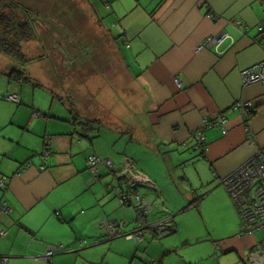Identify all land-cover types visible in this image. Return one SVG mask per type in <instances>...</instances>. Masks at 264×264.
Masks as SVG:
<instances>
[{
	"label": "crops",
	"instance_id": "obj_1",
	"mask_svg": "<svg viewBox=\"0 0 264 264\" xmlns=\"http://www.w3.org/2000/svg\"><path fill=\"white\" fill-rule=\"evenodd\" d=\"M81 1L77 0L78 3ZM88 3L93 8V19L85 10V18L80 20L87 21L90 36L99 39V42L95 40L96 50L107 60L110 55L117 56L118 66L113 63L115 70L123 61L128 64L124 72L112 74L113 78L116 77L112 85L122 95L118 98L129 94L133 106L137 109L143 107L134 129L141 141L160 140L170 150L191 149L192 134L200 127L202 118L223 113L227 118V131L225 134L218 128L205 131L209 147L205 159L189 160L182 153L186 160H169L171 165L195 164L198 174L204 170L203 174L209 175L208 180L199 177V182L215 181L218 184H221V178L264 147L263 87L258 83L244 86L240 78L242 69L264 59V38L258 30V26L264 25V0H207L205 3L202 0H88ZM235 20L241 21L246 28L236 27ZM49 21L59 25L49 37L53 40L52 51L60 56L59 61L54 60L55 69L75 68L76 62L65 41L59 42L56 38L58 31L62 33L61 38L75 37L71 34L74 31L76 36H81L80 25L57 17H50ZM102 27L105 35L101 32ZM221 33L226 34L222 43L199 51L196 49L206 36ZM104 36L108 38V49ZM80 42L88 44L87 40ZM76 44L79 45V41ZM121 53H127L130 60ZM7 64L10 65L8 57L0 54V65L6 67ZM102 64L98 61L99 67ZM175 79L180 81V87L175 84ZM51 82L58 87L63 85L64 93L71 91V95H65L67 102L58 98L65 110L58 108L60 111L54 115L53 112L39 115L31 111L24 116L23 110L19 113L17 107L22 102L20 94L14 109L0 111V177H6L5 185L0 189V201H5L9 208V214L0 218V225L6 231L0 240H8L16 253L21 254L16 264H23V260L31 257L51 264L50 257L59 251L45 261L50 248L63 244L78 250L83 244H89L82 239L90 240L89 236L101 238L103 233L107 235L106 230L99 227L100 222L121 223L125 233L135 228L134 209L120 203L114 195L115 191L118 196L120 190L125 189L124 181L111 187L110 181L106 180L98 186L107 167L99 166L98 177L92 176L86 168V159L92 154L103 160L110 158L87 146L90 137L81 134V125L77 127L75 119L79 117L75 115L74 119L73 114L70 115V105L73 107L74 101L84 98L78 90L83 84L76 76ZM8 94L7 91L0 93V102L10 103L4 100ZM237 102L251 103L252 111L246 123L232 109ZM120 109H126L124 104ZM11 111V119L6 123ZM111 113L122 116L114 108ZM45 135L50 136L47 144ZM40 142L42 150L39 152ZM127 159L132 161L130 157ZM123 162L119 160L114 165L112 161V170H120ZM102 189L106 192L102 193ZM138 191L150 203L145 214L146 224L153 226L161 222L167 228L171 227L166 224L169 211L165 209V203L154 200L159 194L153 196L146 188H138ZM208 193L210 191H206ZM105 205H108L107 209ZM73 220L86 223L89 235H79L74 229L65 235L68 228L64 226H70ZM90 221L92 224L88 223ZM175 229L179 231L177 224L172 233ZM147 235L150 234L146 232L143 240L149 239ZM149 237L153 239L154 236ZM195 238L168 239L158 245L165 253L189 244L196 247ZM222 243L220 249L224 252L233 247L227 240ZM0 256L6 257L2 251ZM6 258L4 264L9 263ZM152 261L156 264V260Z\"/></svg>",
	"mask_w": 264,
	"mask_h": 264
},
{
	"label": "rangeland",
	"instance_id": "obj_2",
	"mask_svg": "<svg viewBox=\"0 0 264 264\" xmlns=\"http://www.w3.org/2000/svg\"><path fill=\"white\" fill-rule=\"evenodd\" d=\"M17 1L31 9L32 13H37L38 19H40H37L38 21L45 22V25L37 26V30L40 29L42 33H47V35L45 36L39 32L40 43L32 40L23 47V52L28 58L39 57L42 59L24 65H17L14 68L24 72L30 78V83L20 85L11 82L4 72L9 71V64L6 67L0 65V93L7 91L10 95L16 94L19 96L21 94L22 102L17 107L19 113L23 110L24 116H27L31 111L39 115H49L53 112L54 115L56 111H60L58 108L65 110L63 107L65 105L58 101V98L60 97L64 102H67L68 97L65 95H71V91L68 89L69 91L64 93L63 85L58 87V84L51 81L78 77V82L83 84L82 87H78V90L83 93L84 98L79 102L73 100L75 105L73 107L70 105L69 112L70 115L73 114L74 119L79 117L75 121L84 122L88 119L92 121L93 124L90 123V125L93 137L90 141L87 140V146L92 147L94 151L97 149L102 156L110 158L114 165H117L119 160L130 157L134 165L133 168L149 175L158 185L159 191L163 192V195L160 194L154 200L157 199L158 203H162V201L165 203L164 207L169 211V214H166L169 218L166 224L175 227L177 224L179 226V231L175 229V232L163 238L153 237L151 239L149 237L151 235H147L146 238L149 239L144 238L140 244H137L129 235L112 238L103 233L101 238L95 236V239L93 236H89L90 240H87V238L81 240L88 241L89 244H83V247L78 250H72L62 244V251L50 257L49 262L52 259L51 264H147L152 260H156V264L157 261H160V264H249L247 257L251 253L261 254L260 243L264 239V231L260 230L250 235L239 236V216L224 187L215 181L199 182V177L202 180H208L209 175H204V170L202 174L201 172L198 174L197 165L195 164L191 165L189 162L184 166H178L171 165L169 162V160H186L183 159L182 153H185L184 155L188 156L189 160H202L197 152L184 148L170 150L167 145L160 143V140L145 143L134 132L143 107L137 109L133 106L129 94H125L122 99L118 98L122 95H119L113 88L112 84L116 77L113 78L112 74L119 71L124 72L128 64L123 61L120 68L118 67L115 70L113 63L118 66L117 56L110 55V59L107 60L103 53L96 50L95 40L99 42V39L90 36V25L86 24L87 21L80 20L85 18V10L90 19H93L92 5L82 1L78 3L77 0ZM50 17L62 18V20L80 25L81 36H76L74 31L71 34H74L75 37L61 38L62 33L58 30V33L56 32L59 34L56 39L59 42L64 40L65 45L68 46L70 54L76 62L75 68L77 71L74 67L62 70L55 69L54 60L59 61L60 56L52 51L53 40L51 41L49 38L50 31H44V27L48 29L54 27V24L49 21ZM57 26L59 27V25ZM101 29V32L105 35L104 27ZM82 31L84 32L82 33ZM104 37L108 49V38ZM84 40H87V45L80 42ZM78 41L79 45L76 44ZM74 45L75 47H73ZM123 50L122 47V52ZM121 55L126 60H130L127 53H121ZM98 61L103 63L102 66H98ZM86 82L87 86H85ZM8 95L4 97V100L8 101L6 99ZM8 102L14 104L0 102V111L4 112L8 108L10 110L11 107L15 108L17 103L11 100ZM122 104L126 109H120ZM112 108L121 112L122 116H114L111 113ZM11 114L12 111L6 123L9 118L11 119ZM77 127L80 128V124H77ZM38 147H40V152L42 142ZM88 172L93 176L90 171ZM113 174L110 168L105 169V176L101 178V182H98L97 185H102V181L108 180L111 187H113L112 185L118 186L117 183L123 181V179H118ZM210 180H213L212 177H210ZM206 191H210V193L206 194ZM105 192L102 189V193ZM114 195L120 202L117 191L114 192ZM198 197H201L202 200H200L199 205L192 207L190 202ZM104 208L107 209L108 205H105ZM151 213L156 214L153 211ZM88 223L92 224V221ZM64 227L68 228L64 231L65 235L73 232L70 229L76 230L79 235H89L87 234L89 232L86 231L89 230L87 224L78 220H73L70 226ZM96 229L100 230L98 227ZM179 236L181 239L195 236L194 244L198 246L195 247L189 244V246L162 253V248L158 244L166 243L168 239L180 241ZM223 240L232 242L233 247L224 252L223 249H220ZM16 242H19V240H16ZM0 251L8 257V264H16L17 257L21 255L16 253L8 240H0ZM23 264L44 263L31 257L23 260ZM45 264L49 263L45 262Z\"/></svg>",
	"mask_w": 264,
	"mask_h": 264
},
{
	"label": "built area",
	"instance_id": "obj_3",
	"mask_svg": "<svg viewBox=\"0 0 264 264\" xmlns=\"http://www.w3.org/2000/svg\"><path fill=\"white\" fill-rule=\"evenodd\" d=\"M207 0H202L206 2ZM210 13V10L207 11ZM234 24L240 29H245L246 26L239 20H235ZM260 35L264 38V25L258 26ZM226 34L221 33L219 35L206 36L202 42L197 46V50L210 47L212 45H218L225 39ZM240 78L244 86L249 84L258 83L261 84L264 91V59L249 67H246L240 71ZM175 84L180 87L179 80H174ZM7 100L19 102V98L16 94L8 95ZM251 108L250 102H237L232 105V109L237 111L245 120L248 115V111ZM227 118L223 113L213 114L211 117H203L200 127L192 134V140L194 142V149L198 150L200 154L205 155L208 152L209 147L205 137V131L208 129L218 128L222 134L227 131L226 128ZM48 139H45V144L48 143ZM47 150L44 149V155L46 156ZM124 168L119 173H114L117 177H127L130 185H144L153 187L154 184L151 180L141 174L140 172L133 171L127 160H124ZM104 165L107 168H111L113 163L108 159H101L97 155L92 154L86 159V168L94 175L99 172V166ZM6 177H0V189L4 187ZM221 185L226 190L231 202L236 208L239 216V236L250 235L256 231H264V147L259 149L253 156L246 160L235 171L228 174L220 181ZM119 199L122 204L132 206L135 211V228L130 233H125L121 223L114 222H100L99 227L106 230V234L109 237L117 236H131L137 244H140L143 240V236L148 232L151 236H163L168 233L163 224L147 225L145 212L149 207L148 202L136 191L125 193L121 191ZM9 214V208L5 201H0V218L3 215ZM6 234L5 229L0 225V238ZM261 254L255 255L251 253L248 256L249 264H264V239L260 243ZM62 246L50 248L44 258L45 261L49 259L55 252L61 251ZM5 258L0 257V264L5 263ZM149 264H155L149 262Z\"/></svg>",
	"mask_w": 264,
	"mask_h": 264
},
{
	"label": "trees",
	"instance_id": "obj_4",
	"mask_svg": "<svg viewBox=\"0 0 264 264\" xmlns=\"http://www.w3.org/2000/svg\"><path fill=\"white\" fill-rule=\"evenodd\" d=\"M82 1L88 4V0H82ZM37 19H38L37 13H32L31 9L23 6L17 0H0V54L8 57V59L10 60L9 71L5 73L8 79L11 82H15L16 84L22 85V83H30L31 81L30 78L24 72L14 69L17 67V65H24V64H28L33 61H39L42 59L39 57L28 58L26 54L23 52V47L26 43L32 40H36L38 43H40L41 41L40 33L44 34L40 31V29L39 31L37 30L38 29L37 26L39 27L38 23H41V21H38L40 19L38 20ZM41 24L45 25V22H42ZM54 27L59 29V27L56 25H54ZM54 27H52V29H49V31L51 32L54 29ZM45 28L47 29V27ZM44 35L46 36L47 33H45ZM251 111L252 110L250 108L248 111V115L244 120L245 123L248 121ZM90 123L93 124L91 120L89 121L87 120L84 122H78V124L82 126L81 134L87 138L90 137L91 139L93 137V133L91 132ZM47 138H50V136L45 135L44 140ZM191 142H192L191 151L197 152L198 156L201 159H205L206 153L205 155L200 154L198 150L194 149V142L192 139H191ZM125 160H127L130 166L133 168V165L131 163L132 161L128 159H125ZM112 168L113 166L110 168L111 171H113ZM123 168H124V163L122 164V167L120 170L113 171V173H119L123 170ZM133 171L140 172L141 174L147 176L151 180V182H153L154 186L151 187V186H148L147 184L130 185L128 183L129 180L127 177H118L119 179H123L125 183V187H124L125 189L120 190V192L123 191L125 193H128L130 191L131 192L136 191L137 193H139L138 188H146L151 191L150 194H152L153 196H158V194L159 195L161 194V191H159L158 185L155 184V182L152 180L151 177H149L142 171L136 170V168L135 169L133 168ZM98 175L100 174L97 173L96 176L98 177ZM113 175L117 176L116 174H113ZM223 178H221V180H223ZM117 197L119 199V196ZM200 200H201V197L194 198L191 201L190 205H192V207L197 206ZM146 201L148 202V204H150L148 200ZM164 227L167 229L168 233H172L174 225L168 228L166 227V225H164Z\"/></svg>",
	"mask_w": 264,
	"mask_h": 264
},
{
	"label": "clouds",
	"instance_id": "obj_5",
	"mask_svg": "<svg viewBox=\"0 0 264 264\" xmlns=\"http://www.w3.org/2000/svg\"><path fill=\"white\" fill-rule=\"evenodd\" d=\"M149 208V207H148ZM147 211V210H146ZM158 224H162L161 222H158ZM163 225H165V224H163ZM166 234H168V233H166ZM154 237H158V236H154ZM159 237H162V236H159Z\"/></svg>",
	"mask_w": 264,
	"mask_h": 264
},
{
	"label": "water",
	"instance_id": "obj_6",
	"mask_svg": "<svg viewBox=\"0 0 264 264\" xmlns=\"http://www.w3.org/2000/svg\"><path fill=\"white\" fill-rule=\"evenodd\" d=\"M150 262H153L154 263V261H150ZM147 264H149V262Z\"/></svg>",
	"mask_w": 264,
	"mask_h": 264
},
{
	"label": "flooded vegetation",
	"instance_id": "obj_7",
	"mask_svg": "<svg viewBox=\"0 0 264 264\" xmlns=\"http://www.w3.org/2000/svg\"><path fill=\"white\" fill-rule=\"evenodd\" d=\"M45 30H47V29L45 28Z\"/></svg>",
	"mask_w": 264,
	"mask_h": 264
}]
</instances>
